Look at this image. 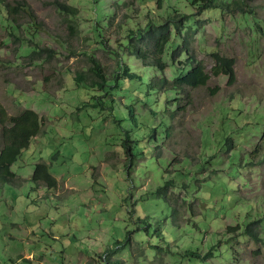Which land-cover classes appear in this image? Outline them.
<instances>
[{
    "label": "rangeland",
    "instance_id": "1",
    "mask_svg": "<svg viewBox=\"0 0 264 264\" xmlns=\"http://www.w3.org/2000/svg\"><path fill=\"white\" fill-rule=\"evenodd\" d=\"M2 1L33 8L44 25L32 28L39 32L31 35L35 48L51 50L52 58L28 59L30 47L10 36L0 4V149L2 119L31 110L44 124L11 167L17 179L0 183V264H264V245L239 238L264 218V34L239 14L201 12L191 47L208 73L212 53L234 59L235 81L212 76L168 105L145 89L128 94L136 81L109 91L84 90L74 79L89 75L92 55L113 77L130 30L166 14L169 4L159 10L148 0ZM170 1L192 10L187 0ZM55 2L78 8V17L60 13ZM16 18L31 22L26 14ZM96 19L108 23L103 39ZM121 58L137 76L153 77L136 57ZM124 128L135 142L130 167ZM39 163L51 166L56 188L31 180ZM238 226L235 236L226 234ZM209 253L204 261L191 256Z\"/></svg>",
    "mask_w": 264,
    "mask_h": 264
},
{
    "label": "trees",
    "instance_id": "2",
    "mask_svg": "<svg viewBox=\"0 0 264 264\" xmlns=\"http://www.w3.org/2000/svg\"><path fill=\"white\" fill-rule=\"evenodd\" d=\"M155 1L156 5H160L158 7L159 10L164 9L165 4H169L166 8V14L161 13L158 19L151 15L143 28L138 29L136 32L135 30H130L121 43L122 46L119 52H117V56H119L117 60L118 71L113 77L106 76L99 61L93 55L90 56L88 58L90 64L89 75H78L74 79L82 89L123 90L124 85L136 81L139 86L135 89L133 88L132 91L128 89V94H134L135 91L138 92L145 89L146 95L154 93L164 95L167 104L170 105L174 101L183 100V97L179 95L184 90L205 87L212 76H226L230 85L235 81L234 59L219 52L212 53L214 66L211 69V73H208L191 47L194 34L198 31L196 25L200 20L199 15L201 12L217 9L223 12H230V14H239L246 20L247 26L255 34H264V20L258 16V9H264L263 6H260L262 0H187L192 9L191 11L179 9L177 5L171 4L170 0H148L150 5ZM93 2L95 4L102 3L101 0H93ZM0 4H3L2 0H0ZM53 5L57 7L60 13L69 18H77L79 15V9L74 6L60 2H55ZM1 8L4 13V15L2 14L4 23L7 22L10 26V36L21 45H24L25 50L27 46L30 47L27 50L29 52L25 53L28 59L38 61L46 57V55L47 57L50 56L51 59L52 55L49 54L51 50L40 48V45H38V49L35 48L38 43L36 44L31 35L33 34L37 37L39 32H33L32 28L41 29L44 25L38 22L33 8L27 2H18L13 6L8 3L2 5ZM20 14L29 16L31 22L20 23L16 18ZM103 24H101L100 19H96L95 31L102 39L104 38L103 29L106 28L108 23H105V26ZM69 28L76 30V26L72 22H70ZM121 53L132 55L142 61L144 63L143 68L153 72V77L149 76V72L148 76H137L126 65L125 59L121 58ZM167 111L170 112V120L173 121L174 115L172 116L170 110L167 109ZM151 112L153 116H157L156 111L153 110ZM114 122L118 128L123 130L121 121L114 120ZM1 125L0 183H13L17 176L11 171V167L21 156L22 152L30 147L31 140L42 133L43 119L36 112L25 110L18 116L10 117L7 120L2 119ZM124 129L125 138L121 147L126 155L127 164H130L126 166L130 167L137 157L133 148L135 142L126 133L129 129ZM261 138L264 144V132ZM259 148L261 146H256L252 155H256ZM31 180L38 184H46L51 189L56 188L58 184L57 180L52 176L51 166L47 163L36 165ZM240 229V226L227 228L226 234L233 237L236 232H240ZM241 231L242 234L239 238H249L264 245V239L260 236V234H264V218L256 220L248 228L241 229ZM109 253L107 252L104 256H101L102 260H105ZM191 256L197 260L204 261L207 259L206 256L212 257L213 253H209L204 257L199 255ZM106 263L119 264L118 262H111L110 259H107Z\"/></svg>",
    "mask_w": 264,
    "mask_h": 264
}]
</instances>
